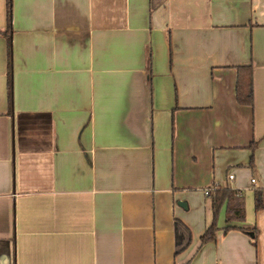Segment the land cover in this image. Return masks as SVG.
I'll list each match as a JSON object with an SVG mask.
<instances>
[{
    "label": "crops",
    "instance_id": "crops-1",
    "mask_svg": "<svg viewBox=\"0 0 264 264\" xmlns=\"http://www.w3.org/2000/svg\"><path fill=\"white\" fill-rule=\"evenodd\" d=\"M0 264H264V0H0Z\"/></svg>",
    "mask_w": 264,
    "mask_h": 264
},
{
    "label": "trees",
    "instance_id": "trees-1",
    "mask_svg": "<svg viewBox=\"0 0 264 264\" xmlns=\"http://www.w3.org/2000/svg\"><path fill=\"white\" fill-rule=\"evenodd\" d=\"M9 16H10V12H9ZM11 25V16H10V19H9V26ZM249 94L246 96V98H243V100L240 98L239 96V100L241 102H244V103H249V105L252 104V98H253V91L251 89V84H249ZM257 205H256V208L257 210H260L262 209L263 207V201L259 198V196H257ZM215 222L206 229V231L204 232V235L202 236V243H206L208 241H212L215 239Z\"/></svg>",
    "mask_w": 264,
    "mask_h": 264
},
{
    "label": "built area",
    "instance_id": "built-area-1",
    "mask_svg": "<svg viewBox=\"0 0 264 264\" xmlns=\"http://www.w3.org/2000/svg\"><path fill=\"white\" fill-rule=\"evenodd\" d=\"M229 177H230V179H232L234 177V175L231 174V175H229ZM254 181H255L254 179L251 180L252 183H254ZM206 194H209V191L208 190L206 191Z\"/></svg>",
    "mask_w": 264,
    "mask_h": 264
}]
</instances>
